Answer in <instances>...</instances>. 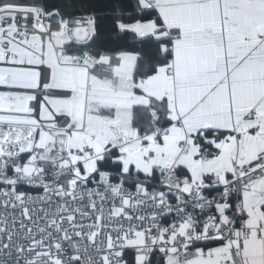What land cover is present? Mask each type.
I'll return each mask as SVG.
<instances>
[{
	"label": "snow or ice",
	"instance_id": "6c2138e0",
	"mask_svg": "<svg viewBox=\"0 0 264 264\" xmlns=\"http://www.w3.org/2000/svg\"><path fill=\"white\" fill-rule=\"evenodd\" d=\"M0 264H264V0H0Z\"/></svg>",
	"mask_w": 264,
	"mask_h": 264
}]
</instances>
